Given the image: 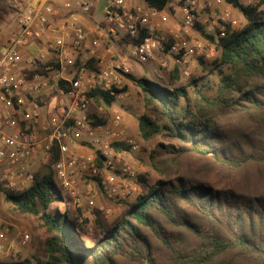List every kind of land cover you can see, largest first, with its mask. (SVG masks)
<instances>
[{"label": "trees", "instance_id": "trees-1", "mask_svg": "<svg viewBox=\"0 0 264 264\" xmlns=\"http://www.w3.org/2000/svg\"><path fill=\"white\" fill-rule=\"evenodd\" d=\"M9 1L0 0V20ZM225 2L241 14L244 24L238 29L226 25L225 36L216 43L200 31L220 53L214 96L197 89L198 97L190 98L188 87L198 88V81L180 85L176 68L165 84L124 75L145 103L146 112L137 117L139 137L165 143H158L149 156L159 179L137 177L146 191L112 227L102 220L91 222L80 210L72 217L66 210H51L64 202L53 184L51 166L59 158L55 144L46 157L49 170L33 174L29 187L12 193L0 185L6 202L42 223L46 259L35 264H264V1ZM144 3L145 8L173 14L182 2ZM169 42L165 37V53ZM93 61L81 63L75 57L74 67L95 70ZM56 86L68 91L62 80ZM87 97L106 107L116 101L100 88ZM89 119L94 125L106 123L94 113ZM83 145L93 149L101 168L98 151ZM112 146L128 151L121 144ZM91 236V246H86L82 237ZM10 259L0 264H32Z\"/></svg>", "mask_w": 264, "mask_h": 264}, {"label": "built area", "instance_id": "built-area-1", "mask_svg": "<svg viewBox=\"0 0 264 264\" xmlns=\"http://www.w3.org/2000/svg\"><path fill=\"white\" fill-rule=\"evenodd\" d=\"M66 11L77 10L88 14L92 0H58ZM182 2L181 13L182 32L177 28L170 30V42L164 52V37L156 36L155 31L168 22L169 14L164 11L145 7L132 8L130 0H113L103 9V18L109 31L117 39L126 38L131 45V58L140 65L148 63L157 53H165L173 68L178 70L181 78H189L195 59H209L214 56L211 45L201 37V32L212 36L216 43L226 33V25L238 29L241 21L230 18L233 8L225 0H210L209 5L223 6L219 21L200 22L199 10L205 0H176ZM264 0H242L249 5ZM52 12L50 6L42 10L30 7L18 11L16 17L19 32L10 36L0 54V184L9 192L30 186L34 176L30 165L36 156L49 154L51 146L56 145L59 158L51 166L54 188L63 200L70 199L75 205L82 203L78 190V179L86 176L99 179V188L108 199H122L126 196V185H118L114 175L116 165H120L122 175L134 177L135 172L122 162V151L114 149L112 144H121L128 152L139 151V144L127 136L124 128V118L115 113L107 124H96L89 119L91 101L87 94L95 88H100L116 100L123 99L127 93L123 91L126 79L124 75L131 74L128 62L124 58L114 59L111 50H106V56L99 55V41L93 40L85 45V33L74 21H68L60 26L61 37L54 40L52 48L59 50L61 67L63 62L70 66V73L63 76L65 69L55 70L52 66H44L40 72H35L32 82L27 83L17 72L18 66L24 61L32 66L34 60L22 58V48L31 40H39L49 30L48 15ZM200 27V30L196 28ZM196 28V29H194ZM194 31H191V30ZM147 36L142 38V35ZM201 31V32H200ZM193 33H197L199 37ZM73 36L72 50L77 51L85 45L86 53L81 63L93 59L90 70L81 64L74 67L73 53L65 48L64 38ZM139 41L135 43V41ZM62 80L68 84V91L56 86L57 96L68 99V104L60 102L53 107L51 120L40 121L39 106L29 97L41 92L49 86V81ZM25 101L31 102L27 113H24ZM40 136H45L47 143L42 144ZM87 143L99 153L102 161L100 168L94 161V154L86 159L72 153L68 141ZM86 194L94 193V184H83ZM87 206L94 205L91 198L86 199ZM12 231L0 215V256H7L12 250L9 243ZM16 238L20 245H26L30 235L26 231H18Z\"/></svg>", "mask_w": 264, "mask_h": 264}, {"label": "rangeland", "instance_id": "rangeland-1", "mask_svg": "<svg viewBox=\"0 0 264 264\" xmlns=\"http://www.w3.org/2000/svg\"><path fill=\"white\" fill-rule=\"evenodd\" d=\"M31 1L33 0H13L7 2L4 6V12L0 22H2L4 18L15 17L18 11L28 7L27 4ZM112 1L113 0H102V2L106 5ZM209 1L210 0H205L199 10L200 22L206 21L208 22V24L212 21H219L221 13L225 9L223 6L209 5ZM51 4L54 8H58L54 6V3L48 0V5L51 6ZM166 12L169 14L168 22L163 24V26H165L166 28V31L162 30L163 26L155 31V34H158L160 37L163 36L164 39L165 37L170 36L171 29L177 28L179 32H182L183 28L181 23V13L179 9H177V11L173 14L170 13L169 10H166ZM230 18L240 20V27L244 24L243 17L235 9L232 10ZM191 31L194 30L192 29ZM193 34L196 37H199L197 33ZM211 48L214 51L213 57L209 59L201 58L202 64H200L199 58L195 59L196 63L191 67L190 77L181 78L179 76V84L183 86H188L192 80L198 81V88H193L191 86L188 87L190 98L198 97L196 93L197 89H199L205 96L215 95L219 81V67L217 66V60L220 53L219 50L215 48L214 44L207 46L206 49ZM105 49H110L112 51L114 59H131L130 42H127L123 39H118L115 42H111V40L108 38ZM75 57L82 60L81 54H76ZM137 65L140 69V73L136 74L137 78L144 76L147 79L153 82H158L160 84H165V81L173 71V67L168 56L162 52L157 53L148 63ZM123 91L128 93L123 99H117L110 107H106L101 103L91 104L90 112L92 114L94 113L95 118H105L106 123L109 122L110 118L115 113H119L124 119L126 117L130 118L131 122L133 123V127L135 128L137 117L146 112L145 103L140 92L132 83H130V88L125 83ZM53 103L55 104L58 102L54 100ZM66 103L67 100H65V104ZM129 137L138 142L139 151L136 153L122 151V162L123 164H127L132 168V170L135 172V176L128 177L127 175H122L120 171V165H116V169L114 172L118 185H126L125 198L115 200L108 199L99 188V179L83 176L78 179L77 183L82 200L81 205L77 206L70 199H66L59 205L51 206V210H58L59 212H63L64 210H66L69 217L74 216L77 213V210H80L83 213V217L89 218L91 222H94V220H102L107 227H112L116 222H118L119 218L127 212L129 203H133L138 195L146 191V188L137 182V177L142 174H148V179L151 182L159 179L156 172L152 169L149 156L151 151L158 143H165L160 138L145 142L139 137V135ZM39 140L42 144H44V141L46 140L45 136H40ZM68 146L72 149L73 147H87L81 142H75L71 140L68 141ZM87 149L91 150V154H93V149L89 147H87ZM31 163H33V167L30 168V172L32 174L43 175L49 170L46 156H36ZM86 183L94 184L93 194L85 193V187L83 184ZM27 187L29 186H26L20 190H16L13 193H20ZM88 198H91L94 201V205L91 207L87 206L86 204V199ZM98 199H100L101 201L99 202ZM0 215L2 219L10 226V229L12 231L9 240V243H11L12 245V250L7 253V256H9V258L0 256V262H11L10 258L29 260L32 264H35L36 260H40L42 262L45 261L46 256L44 253V241L46 239V234L38 217L19 213L13 205L5 201L2 193H0ZM18 231H26L30 235L29 242L24 246L20 245L16 238V234ZM82 238V240L85 241L86 246H91V240H93L92 236L87 239H85L84 237Z\"/></svg>", "mask_w": 264, "mask_h": 264}, {"label": "crops", "instance_id": "crops-1", "mask_svg": "<svg viewBox=\"0 0 264 264\" xmlns=\"http://www.w3.org/2000/svg\"><path fill=\"white\" fill-rule=\"evenodd\" d=\"M52 3H54L55 7H58L57 9L54 8L51 4L48 5V0H33L30 3L27 4L28 7L42 10L45 6H50L52 9V12L47 16L48 22H49V30L46 32V34L43 35V37L39 40H31L27 46L22 48V58L25 60L27 58H31L34 60V64L32 66L27 65L24 61L18 66L17 72L22 75L27 83L32 82V76L35 72H40L41 68L44 66H52L55 68V70L60 71L61 69H65V73H63V76H67L70 73V66H67V63L64 61L61 67L60 63V54L59 50L52 48V45L54 43V40L61 37L63 32L61 33V30L59 29L60 26L65 24L68 21H74L76 25L81 28L85 33V45L89 44L93 40H98L100 47H99V55L106 56L107 51L110 49H105V45L107 42V39L109 38L111 42H115L118 39L111 34L109 31L108 26L106 25L104 18H103V9L106 6L102 2V0H92L93 1V7L91 11L88 14H83L77 10L73 11H66L61 6L60 2L58 0H50ZM129 6L132 8L137 7H145L144 0H130ZM163 26V25H162ZM162 30L166 31L165 26H163ZM19 32V25L17 17L13 18H4L2 22H0V54L2 53L7 39ZM64 35V34H63ZM108 37V38H107ZM73 36L65 37L64 38V44L65 48L69 50L73 55L71 56V59L76 54H81L82 56L85 55V45L81 46L79 50L73 51L72 48V41ZM126 61L128 62V65L131 70V75L133 77H136V74L140 73V69L138 68L137 63L131 58H126ZM52 63V64H50ZM126 85L130 88V82L126 80ZM128 94V93H127ZM31 101H34L39 106V113H40V121L46 123L48 120H51L52 109L53 107L57 106L62 102L65 104V100L67 98H62L57 96L56 93V84L55 81L50 80L49 86L46 89H43L41 92L34 94L32 97H29ZM54 100L58 103H53ZM31 102L25 101L24 104V113H27V110L29 108V105ZM142 115V114H141ZM124 128L127 136H138V129L137 127V119H136V125L135 128L133 127V123L131 122L130 118L126 117L124 119ZM47 143V140L44 141ZM72 153L78 157H83L86 159L91 158V150H88L87 147H78V148H70ZM33 163H31L30 168H32ZM104 194V193H103ZM100 202L101 200L98 199Z\"/></svg>", "mask_w": 264, "mask_h": 264}]
</instances>
